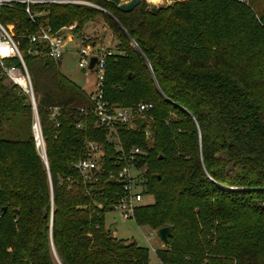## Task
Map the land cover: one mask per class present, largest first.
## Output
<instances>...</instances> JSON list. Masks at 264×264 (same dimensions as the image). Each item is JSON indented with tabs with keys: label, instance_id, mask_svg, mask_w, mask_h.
<instances>
[{
	"label": "trees",
	"instance_id": "16d2710c",
	"mask_svg": "<svg viewBox=\"0 0 264 264\" xmlns=\"http://www.w3.org/2000/svg\"><path fill=\"white\" fill-rule=\"evenodd\" d=\"M82 1L95 7H39L45 15L38 21L53 30L74 26L80 37L88 22L104 18L116 52L105 48L102 99L153 109L136 129L117 127L123 160L95 118L78 113L93 92L47 57L27 55L44 48L21 40L46 164L30 98L0 69V264H149L146 248L105 227V213L122 195L109 175L126 164L143 168V195L153 197L135 208L134 222L151 232L173 228L156 251L160 264H264V0L160 7L142 0L128 13L110 0ZM2 22L17 35L36 32L19 7L3 9ZM85 142L102 147L92 181L75 167L91 156ZM131 148L144 155L130 161Z\"/></svg>",
	"mask_w": 264,
	"mask_h": 264
},
{
	"label": "built area",
	"instance_id": "2783aa9c",
	"mask_svg": "<svg viewBox=\"0 0 264 264\" xmlns=\"http://www.w3.org/2000/svg\"><path fill=\"white\" fill-rule=\"evenodd\" d=\"M148 3V0H145ZM172 2L173 0H166ZM244 3L245 0H238ZM94 5L82 0H0V69L1 74L5 77L8 83L18 87L26 95L29 96L31 105L35 115L33 124V136L36 149L41 159L46 164L44 143L40 132L39 122L36 115V106L32 83L27 72V66L23 58L21 50V40L26 39L29 44H37L44 48V51L28 49L27 55L45 56L54 63L60 62L69 42H71L74 26L62 27L59 30H53L47 23H41L38 18L45 15L39 7H48L52 5ZM21 8V11L26 15L31 23L36 24V32H23L17 35L14 31L13 24L2 22L3 9ZM79 60L77 67L84 71L87 77L89 73H93L96 77L94 85L95 91L89 95L91 105L89 108H80L78 113L85 116L92 115L96 124L106 131L107 142L113 145L116 152L121 154L125 160V154L120 145L117 127L124 125L132 129L136 120H143L148 112L153 109L150 103H140L135 107H118L109 104L102 99L100 87L104 80L105 74V58L110 55V52L103 47L86 44L77 52ZM92 57L96 58V64L93 70L88 69L89 61ZM15 60L17 64L6 65V61ZM57 114V109H53L52 116ZM76 129H81L83 124L76 121L74 124ZM86 149L91 155L88 159L79 161L75 167L84 180L92 181L93 175L101 170L102 147L93 142H85ZM140 154L138 148H133L128 154V159L133 161ZM110 180H114L122 185V195L119 201L113 206V210L118 211L119 216L123 219H133L134 210L141 205L143 199V179L142 172L134 168L133 164H126L117 175H109ZM150 236H154L151 233Z\"/></svg>",
	"mask_w": 264,
	"mask_h": 264
},
{
	"label": "rangeland",
	"instance_id": "374dc122",
	"mask_svg": "<svg viewBox=\"0 0 264 264\" xmlns=\"http://www.w3.org/2000/svg\"><path fill=\"white\" fill-rule=\"evenodd\" d=\"M118 1L120 2L124 0ZM169 3L170 2L166 0H148L147 4L150 7H160L166 6ZM95 20H97L95 24H91L92 21L86 24L89 26V28L86 30L87 33L85 35H79L80 37H78V40L75 41V43L69 44V46L66 48V52L60 60V65L58 66L59 73L63 77H65L87 93H92L95 91L94 85L96 82V77L91 72L86 77L77 67V63L79 60V56L77 55L78 50L91 41H94L99 43L100 46L109 49L112 53L116 52V43L115 41H113V35L106 26L104 18L97 17ZM143 120L148 121L149 119L146 118ZM132 129H136V125H134ZM145 137H148L147 131H145ZM139 150V156H143L144 152L140 148ZM140 171L143 172V168H141ZM152 202L153 197L151 194L144 195L141 205H148ZM104 220L106 228L110 227L111 225L115 226V237L117 239L126 242H134L138 246L146 248L149 254V264H160L156 257V251L161 250L163 246L155 237V235L150 236L151 233H154V231L151 232L147 228L139 227L133 219L121 218L118 211L112 209L107 210L104 216Z\"/></svg>",
	"mask_w": 264,
	"mask_h": 264
},
{
	"label": "water",
	"instance_id": "95a60500",
	"mask_svg": "<svg viewBox=\"0 0 264 264\" xmlns=\"http://www.w3.org/2000/svg\"><path fill=\"white\" fill-rule=\"evenodd\" d=\"M141 1L142 0H124V1H120V2L116 3L115 1L110 0V3L119 12L128 13V12L132 11L135 7H137ZM96 61L97 60L95 57H92L90 59L89 65H88L89 70H91V71L93 70V67L96 64ZM57 64L59 66L60 62H58ZM81 72L84 73L83 70ZM2 210H5V209L3 208ZM15 213L17 214L18 211L15 210ZM172 230H173V228L171 226H167V227H163V228H160V229H157L154 231L155 237L159 240V242L162 244L163 247H166L168 245V240L172 235ZM107 231L112 237H115L116 230H115L114 225H111L110 227H108Z\"/></svg>",
	"mask_w": 264,
	"mask_h": 264
},
{
	"label": "crops",
	"instance_id": "0c3cea01",
	"mask_svg": "<svg viewBox=\"0 0 264 264\" xmlns=\"http://www.w3.org/2000/svg\"><path fill=\"white\" fill-rule=\"evenodd\" d=\"M97 22V20H95V21H92L91 22V24H95ZM89 28V26L88 25H85L84 27H83V31L81 32V34H83V35H85L87 32H86V30ZM72 40H71V42H69V44H71V43H75V41H77L78 40V36L76 35V34H74V33H72ZM79 42V41H78ZM69 44H68V46H69ZM91 45H94L93 43H90ZM95 46L96 47H102V46H100L99 45V43H97L96 42V44H95ZM103 48H105V47H103ZM58 65V64H57Z\"/></svg>",
	"mask_w": 264,
	"mask_h": 264
}]
</instances>
